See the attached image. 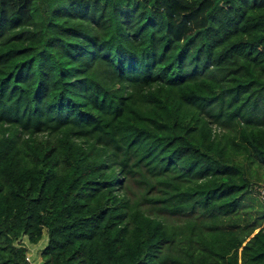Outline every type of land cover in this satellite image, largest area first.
<instances>
[{
  "label": "trees",
  "instance_id": "16d2710c",
  "mask_svg": "<svg viewBox=\"0 0 264 264\" xmlns=\"http://www.w3.org/2000/svg\"><path fill=\"white\" fill-rule=\"evenodd\" d=\"M264 0H0V264H264Z\"/></svg>",
  "mask_w": 264,
  "mask_h": 264
},
{
  "label": "rangeland",
  "instance_id": "374dc122",
  "mask_svg": "<svg viewBox=\"0 0 264 264\" xmlns=\"http://www.w3.org/2000/svg\"><path fill=\"white\" fill-rule=\"evenodd\" d=\"M261 190H264V185H263V184L257 186L256 191H255V193H254V195L257 197V200H258V201H261V198H260V191H261ZM261 202H262V201H261ZM47 238H48L47 235H45L40 243L46 245V244H47ZM23 244H26L28 247H30V244H28V242H27L26 239H24ZM30 248H31V247H30ZM31 249H33V247H32ZM28 253H29L28 256H29L31 259H33L34 261L39 260V259H37V258H34V257L32 256V254L30 253V251H29ZM38 253H39V250L37 251V255H35V256H38ZM38 258H39V257H38Z\"/></svg>",
  "mask_w": 264,
  "mask_h": 264
},
{
  "label": "crops",
  "instance_id": "0c3cea01",
  "mask_svg": "<svg viewBox=\"0 0 264 264\" xmlns=\"http://www.w3.org/2000/svg\"><path fill=\"white\" fill-rule=\"evenodd\" d=\"M47 242H48V238H47ZM47 246V244L46 245H44V244H41V243H39L38 245H36V246H32V245H30V247L32 248L33 247V249H31L30 247H28L29 248V251H30V253L32 254V256L34 257V258H37V259H39L40 261L42 260L41 259V253H42V251L45 249V247ZM39 250V253H38V256H35V255H37V251ZM39 257V258H38Z\"/></svg>",
  "mask_w": 264,
  "mask_h": 264
},
{
  "label": "built area",
  "instance_id": "2783aa9c",
  "mask_svg": "<svg viewBox=\"0 0 264 264\" xmlns=\"http://www.w3.org/2000/svg\"><path fill=\"white\" fill-rule=\"evenodd\" d=\"M260 198L264 202V190H261L260 191ZM28 255H29V253L27 254V257H26L27 262H29L30 264H41V261L40 260L34 261Z\"/></svg>",
  "mask_w": 264,
  "mask_h": 264
}]
</instances>
